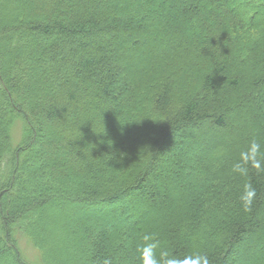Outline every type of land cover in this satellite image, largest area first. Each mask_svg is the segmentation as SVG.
Segmentation results:
<instances>
[{
    "label": "trees",
    "instance_id": "16d2710c",
    "mask_svg": "<svg viewBox=\"0 0 264 264\" xmlns=\"http://www.w3.org/2000/svg\"><path fill=\"white\" fill-rule=\"evenodd\" d=\"M0 1V264H26L20 235L39 264H141L145 234L158 256L264 264V172H232L264 147V0H190L178 29L118 15L165 0Z\"/></svg>",
    "mask_w": 264,
    "mask_h": 264
},
{
    "label": "rangeland",
    "instance_id": "374dc122",
    "mask_svg": "<svg viewBox=\"0 0 264 264\" xmlns=\"http://www.w3.org/2000/svg\"><path fill=\"white\" fill-rule=\"evenodd\" d=\"M188 1H190V0H165L164 8H162V9L155 8V9L151 10V13H153L155 15V17H150L149 14L146 15V13H144L143 11L137 12L136 8H131L129 12H123L122 11L118 15H121V14L125 15L127 13V15L133 19L140 18V19L145 20L147 22H151V21H153V22L159 21L160 22L161 21L163 23L165 22L167 24V27H170V29H178V27H177L178 22L177 21L176 22L173 21V22L168 23L166 21V18L170 17V16H173V17L175 16V18L177 20L181 19V17L183 16V12L185 11V8L182 9L183 11H181V8L183 7L184 3L188 2ZM224 1H225L224 4H228V3L233 4L234 0H224ZM2 4H3V2L0 1V14H1ZM202 4H203L202 1H200V2L198 1L195 4H191L195 9H197V11L200 15H204L201 11V5ZM224 4L217 7V10L221 11V13L223 15L225 13L224 12V9H225ZM57 6L59 7V5H57ZM60 8H62V10H63V6H60ZM263 17L264 16H262V18ZM27 18H28V16H27ZM194 25L195 24L189 26V29L191 31L194 30V28H195ZM149 39L152 40V42H154L157 39V37H155V35L154 36L152 35ZM129 40L131 43L136 42V38H133V37H130ZM142 42H145L144 38L142 39ZM113 49H114L113 51H116V45H113ZM162 51H164V50H162ZM118 52L119 51H116V53H118ZM112 55L115 56V54L113 52H112ZM139 60H143L142 50L140 51V53L135 54L134 58L126 59L123 62H118L119 63L117 65L118 69H115V71L122 73L127 69L131 73V71L133 69V65L136 64V62H138ZM42 140H43V142L49 143V145H50L51 141L54 139L52 138V134L50 132L49 135L44 133V135H42ZM52 144H53V141H52ZM178 180L179 179L175 176L174 173L169 174L168 177L166 178L167 183H170L171 185H173L176 188H178L179 186L185 187V184L182 182V185H181V182ZM59 212H62V215L64 217H68V220L71 224L75 223L76 218H77L78 214H80V213L87 215L89 217H91L93 214V213L87 212V210H85V209L80 208V206H76L75 208L69 209L68 211L60 210ZM107 213H108V209H104L103 211H101L100 213H97L95 215H98L99 217H105L107 215ZM62 221H63V219H62ZM97 221L98 220L95 221V218H94V223ZM17 245H18V250H19L20 254L22 255V258L26 262V264H39L37 261V257L35 255L34 248L32 247V245L27 241V239L24 236L20 235L19 242L17 243Z\"/></svg>",
    "mask_w": 264,
    "mask_h": 264
},
{
    "label": "clouds",
    "instance_id": "9594fccd",
    "mask_svg": "<svg viewBox=\"0 0 264 264\" xmlns=\"http://www.w3.org/2000/svg\"><path fill=\"white\" fill-rule=\"evenodd\" d=\"M249 168L256 170L257 174L264 172V147L257 139H252L246 149L240 152L239 159L232 165V172L247 177ZM256 194V189L250 182L243 185L239 200L244 211L251 210ZM142 239L143 243L138 248L141 264H210L208 257L199 253L184 258L170 255L168 252H160L158 256L159 241L154 235L145 234ZM104 264H112V262L107 259Z\"/></svg>",
    "mask_w": 264,
    "mask_h": 264
}]
</instances>
